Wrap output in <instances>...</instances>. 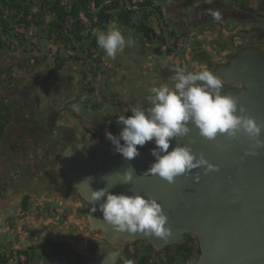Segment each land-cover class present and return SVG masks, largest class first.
I'll return each instance as SVG.
<instances>
[{
    "label": "flooded vegetation",
    "instance_id": "1",
    "mask_svg": "<svg viewBox=\"0 0 264 264\" xmlns=\"http://www.w3.org/2000/svg\"><path fill=\"white\" fill-rule=\"evenodd\" d=\"M250 3V0H238L235 3L229 0H212L211 3L208 0L169 2L150 0L147 4L156 7L164 16L169 35L171 34V44L181 54L170 49L165 39L162 42L155 34H146L137 28L140 24H144L147 27L151 25L156 32L162 31L155 12L147 13L140 9L127 12L125 27L129 35L126 37H131L133 43L123 52L118 53L115 59L109 58L104 51L100 59H84L86 48L76 45V49L72 50L54 45L47 39L37 40L33 26L28 32L27 42H20L15 35V27L18 28V24L13 18L12 34L5 35L3 30H0V52H12V55L19 57V55L23 56V51L40 50L43 51V56L46 55V58L39 62L33 56L30 57L32 54H28L27 65L30 66L24 73H17V70L21 69L19 63L17 65L16 62H10L6 66L15 67L13 84L0 92L9 95L15 102V124L19 127L15 139L19 141L22 153L19 156L17 152L19 149L15 150V167H18L15 168V173H27L25 180L30 183H27L28 189H36L40 183L33 176L34 174H29L27 170L35 172L37 168L34 167L41 162L39 158L43 156V165L39 170L42 169V174L47 176L50 174L51 178L48 180L50 189L45 190L40 196L47 195L48 203L52 202L50 195L60 197L63 201L80 198V194L72 191L68 178L58 167L64 147L82 139L100 142L107 137L106 132L118 135L119 126L116 123L118 116L130 115L129 109L132 107L147 105L151 87L164 83L171 87L170 78L174 75L176 67L186 70H189V67L191 71H199L207 67L221 79L223 91L241 89L243 84L239 80H225L217 68L227 63L243 48L254 47L264 52V11L259 7L264 4V0H256L255 6ZM210 10H218L222 19L214 20L209 14ZM7 18H10L9 14ZM134 45L138 47L139 53L133 50ZM137 54L140 55V59L137 58ZM72 55L75 59H71ZM76 56L79 59L76 60ZM66 58L65 65L61 67L59 64ZM148 74L152 76L148 77ZM33 155L38 158L36 161L32 158ZM28 160L32 164L30 169L27 168ZM26 191L32 194L31 191ZM82 201L84 204L81 206L77 203L71 205L77 208L78 218L86 207L85 201ZM46 202L45 207H50ZM69 205L66 206L70 207ZM40 206L41 204H37V207ZM61 219V216L57 217V222ZM84 221L87 223L86 213ZM68 224L70 227L78 226V222L72 220ZM87 226L89 232L84 238L88 241L86 251L90 260L101 247L121 248L116 263L119 264L127 245L142 242V239H137L122 245H111L103 239L100 231L91 230L88 223ZM57 243L62 247V251L53 254L48 245L45 251L50 255L53 254V259L63 258L59 264L65 263L76 252L82 256L81 262L83 261L82 252L74 250L68 252L64 245ZM16 258L23 260L25 257L22 259L16 256Z\"/></svg>",
    "mask_w": 264,
    "mask_h": 264
},
{
    "label": "water",
    "instance_id": "2",
    "mask_svg": "<svg viewBox=\"0 0 264 264\" xmlns=\"http://www.w3.org/2000/svg\"><path fill=\"white\" fill-rule=\"evenodd\" d=\"M108 1L104 0L93 12ZM122 1L130 10L155 12L166 45L180 52L171 44L166 20L156 7ZM93 2L91 0L92 5ZM123 12L128 18V13ZM217 71L225 80L237 79L243 84L239 90L222 91L234 97L258 123L264 124V52L254 47L243 48L227 63L219 65ZM190 127L189 135L194 141L190 145L192 150L197 156L203 153L210 163L219 165L218 171L205 173L202 166L176 177L174 183L157 175H142L154 162L151 155L154 140L138 146L139 155L128 160L113 150L107 137L97 143L82 139L67 144L58 167L68 178L72 191L85 201L90 229L100 231L108 244L122 245L145 239L154 248L161 249L192 233L198 240L199 251L190 256L187 264H264V148L258 149L255 156L245 155L253 143L245 134L240 133L235 138L220 135L215 140H207L199 135L195 126ZM260 138L264 139V129ZM177 143H189L188 137L175 138L169 150ZM130 167L135 169L133 179L123 184L122 174ZM109 173L108 177L101 178ZM196 175L200 176L199 182L194 179ZM86 177H92L93 190L107 184L113 193H139L156 198L168 215L170 234L161 238L116 231L103 220L98 204L96 211H92L93 205L86 198L88 193L81 191L82 188L77 190L76 185ZM120 251L121 248L101 247L88 264H116Z\"/></svg>",
    "mask_w": 264,
    "mask_h": 264
},
{
    "label": "clouds",
    "instance_id": "3",
    "mask_svg": "<svg viewBox=\"0 0 264 264\" xmlns=\"http://www.w3.org/2000/svg\"><path fill=\"white\" fill-rule=\"evenodd\" d=\"M209 14L216 21L222 19L218 10H210ZM94 35L98 47L112 59L133 43L132 38L126 37L114 24ZM170 79L171 87L164 83L150 88L147 105L132 107L129 109L130 115L118 116V135L105 133L114 146L113 150L128 160L139 155L138 145L142 147L146 142L154 140L155 147L151 149L154 162L142 175H157L174 183L176 177L202 166L205 173L219 170V165L210 163L203 153L197 156L192 150L190 145L194 141L189 135L192 131L190 125L195 126L199 135L207 140H215L220 135L235 138L240 133L245 134L253 142L245 155L255 156L258 149L264 148V139L260 138L264 124L258 123L247 114L243 105L222 91L223 83L213 71L207 67L199 71L176 67ZM177 137H188L189 143H177L169 150L170 144ZM134 173L132 167L125 170L121 183H130ZM116 174L120 175L118 172ZM194 179L199 182L200 176L196 175ZM91 180L92 177H86L76 188H82L81 191L88 193L86 198L93 205L92 211H96L98 204L103 220L116 231L161 238L170 234L168 215L156 198L139 193H113L107 184L93 190L90 187ZM126 264L134 262L128 260Z\"/></svg>",
    "mask_w": 264,
    "mask_h": 264
},
{
    "label": "trees",
    "instance_id": "4",
    "mask_svg": "<svg viewBox=\"0 0 264 264\" xmlns=\"http://www.w3.org/2000/svg\"><path fill=\"white\" fill-rule=\"evenodd\" d=\"M103 1L94 0L92 5L91 0H0V30L2 29L5 35L12 34L14 27L11 20L15 18V23L18 24V28L15 27V35L20 42H27L28 32L33 26L37 40L47 39L54 45L72 50L76 49V45L80 48L84 47L87 49L83 55L84 59H100L103 50L98 47L94 33L107 28L114 19L113 11L117 7L124 8L126 12H132L122 0H110L104 3L97 12H93V9L98 8ZM130 1L135 5L150 3V0L144 3ZM229 1L235 3L238 0ZM263 5L259 6L261 11H264ZM143 11L152 13L148 9H143ZM5 13L9 14L10 18H7ZM137 28L146 34H155L157 39L164 41L162 31L156 32L151 25L147 27L140 24ZM42 52L30 50L22 53L27 56L32 54L30 57L33 56L41 62L46 58ZM71 57L75 59L74 55ZM77 59L79 58L76 56ZM66 60L67 58L62 60L59 65L61 67L65 65ZM14 68L13 65L0 67V92L13 84ZM14 109V99L7 94H0V147L4 131L15 119ZM79 197L82 199L80 195ZM33 205L31 195L24 193L20 201V212H25V216L31 211ZM46 245L50 247L53 254L62 251L58 243L49 240L44 241L39 247L0 248V264H58L62 262L63 258L53 259V254L50 255L45 251ZM198 250V240L192 233H186L180 242L166 245L161 249L154 248L147 240L142 239L141 243L129 244L124 248L119 264H126L128 260L133 261L134 264H185L192 253ZM16 256L25 258L19 260ZM81 260L82 256L76 252L63 264H78Z\"/></svg>",
    "mask_w": 264,
    "mask_h": 264
},
{
    "label": "rangeland",
    "instance_id": "5",
    "mask_svg": "<svg viewBox=\"0 0 264 264\" xmlns=\"http://www.w3.org/2000/svg\"><path fill=\"white\" fill-rule=\"evenodd\" d=\"M250 1V4L252 6H255L256 0ZM135 21L136 20L134 18V22ZM137 49L138 47L134 45L133 50L139 53ZM137 55V58L140 59V55ZM27 60L28 57L24 54L23 56L19 55L18 57V55H12V52H0V66L4 68L10 62H16L17 65L19 63L21 69L19 71L17 70V73L26 72V70L30 66V64L27 65ZM138 62H140V60ZM150 76L152 75L148 74V77ZM7 90L9 92V89ZM32 158H35L34 161L38 159L36 155H33ZM28 164H30V161L28 162ZM4 166L5 165H2L1 167ZM15 168L17 169L18 167ZM27 168H29L28 165ZM27 183L28 181L25 180L24 184H22L24 185V187H21L20 185V187L15 186V193H13L14 196L11 200H7L9 202L7 206L0 204V248L17 249L19 247H39L44 240H52L55 241L56 244L57 242H60L62 245H64L65 250L68 252L72 250L82 252L83 261L81 262V264H87L90 260L86 251L88 247V241L84 238V235L89 232L87 223L84 221L87 208L84 207L80 217L78 218L77 208L71 207V205H76L72 203H77L79 206H81V204L83 205L84 203H82V199L77 197L74 200L69 198L68 200L63 201L60 197L50 195L51 201L53 203H48L46 202V199L48 198L47 195L46 197H41L40 193H38L36 190L28 189ZM26 190L32 192L31 198L34 199L33 202H35V204L32 207L33 209H31L30 212H27L25 216L18 215L20 214L19 206L23 195H21L20 192H24ZM34 192L38 195L34 194ZM55 201H58V204L54 203ZM45 202L49 204L50 207H45ZM37 204H41V206L34 207L35 205L37 206ZM66 205H69L70 207ZM57 215H61L62 218L59 222H57ZM16 217H20V219H17ZM70 220H72V222H78V226L70 227L68 224ZM8 224H10V229ZM55 257L57 256L55 255ZM11 263H13V261H11Z\"/></svg>",
    "mask_w": 264,
    "mask_h": 264
},
{
    "label": "crops",
    "instance_id": "6",
    "mask_svg": "<svg viewBox=\"0 0 264 264\" xmlns=\"http://www.w3.org/2000/svg\"><path fill=\"white\" fill-rule=\"evenodd\" d=\"M166 1L169 2V1H172V0H166ZM123 11L126 12V10L124 8L117 7L113 11V18L114 19L109 23V25H113L114 24V25L118 26L121 31H125L124 32L125 36H128L129 34H128V31H127V29L125 27V24L127 23L126 22V19H127L126 17L127 16H125ZM120 58L121 57H119V60L121 61ZM18 129H19V127L15 124V119H14L8 125L7 129L4 131V137H3L2 141H1V147H0V149H1L0 150V204H3L5 206H7L8 203H9L7 200L8 199L11 200L12 197L14 196L13 193H15V186H19L20 185L21 187L22 186L24 187V185H22V184H24V181H25V178H26L25 176L27 174V173L26 174L15 173V171H14V168H15V153H16L15 150L19 149V150H17L19 156L22 154L21 151H20V148H19V141H17L15 139V136H16V134L18 132ZM39 160L41 162L38 165L36 164L35 167L33 166L34 168H37V170H35V172H33L34 170H32L31 172L29 170H27V172L29 174H34L33 176H35L37 181L40 183V186H37L36 189H33V190H37L38 193L42 194L45 190H49L50 189L48 180H50L51 175L49 174V176H47V174H42V169L41 170H39V169L43 165L42 162L44 161V157L41 156L39 158ZM20 162H22V161L20 160ZM26 162H27V159H26ZM2 165H5V166L1 167ZM27 165L29 166V169L32 168V164L31 163H30V165L27 163ZM20 190H21V188H20ZM20 193L22 195L24 193H27V191L20 192ZM43 196H44V194H43ZM32 200H34V199H32ZM55 202L57 203L58 201H55ZM31 209H33V208H31ZM19 213L20 214H18V215H24V213H25V212H20V206H19ZM60 216L61 215H57L58 218ZM16 218L20 219V217H16ZM8 226H9V229H10L11 228L10 224H8Z\"/></svg>",
    "mask_w": 264,
    "mask_h": 264
},
{
    "label": "built area",
    "instance_id": "7",
    "mask_svg": "<svg viewBox=\"0 0 264 264\" xmlns=\"http://www.w3.org/2000/svg\"><path fill=\"white\" fill-rule=\"evenodd\" d=\"M133 1L136 2V3H143V2H145L147 0H133Z\"/></svg>",
    "mask_w": 264,
    "mask_h": 264
}]
</instances>
